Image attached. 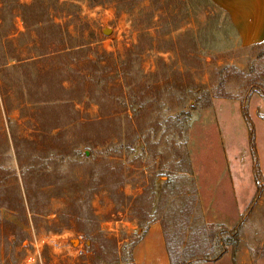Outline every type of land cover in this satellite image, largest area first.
Listing matches in <instances>:
<instances>
[{
	"label": "rangeland",
	"instance_id": "1",
	"mask_svg": "<svg viewBox=\"0 0 264 264\" xmlns=\"http://www.w3.org/2000/svg\"><path fill=\"white\" fill-rule=\"evenodd\" d=\"M32 1L0 0V56L14 57L0 67V264H134L153 223L178 262L258 264L263 121L259 198L237 217L225 203L232 183L255 191L242 107L264 119V42L238 46L211 0H50L56 25L38 33L88 41L108 67L85 81L74 48L35 45L41 16L16 4ZM243 214L221 260L192 258Z\"/></svg>",
	"mask_w": 264,
	"mask_h": 264
},
{
	"label": "trees",
	"instance_id": "2",
	"mask_svg": "<svg viewBox=\"0 0 264 264\" xmlns=\"http://www.w3.org/2000/svg\"><path fill=\"white\" fill-rule=\"evenodd\" d=\"M47 1V0H46ZM45 0H33L30 4H22V3H18L17 4V8H19L20 10H25L26 8L29 7H33L35 6L34 9V13H36V15L41 16L40 19H35L33 21V23H31V26L33 27V30L36 32L37 37H38V41L35 42V45H39V43L41 45L45 44H52L53 42H57L60 43L61 45L63 44V40L60 39L61 37L59 35H57V33L54 32H47V33H38L39 31H41V29H43V24H46V28L45 31H47V29H49L52 25H56L54 23V20L50 18V8H49V2H46ZM90 4H103L106 3L109 0H87ZM55 2H58V0H55ZM62 6L64 4H61ZM75 13V12H74ZM75 18H77L76 13L74 14ZM25 22V20H24ZM45 27V26H44ZM14 27H11L9 30L5 31L2 34V37L5 39L4 41H8L10 39H7L8 36L10 35V33H12ZM50 33H54L56 36L55 39L53 38V36L51 37L52 39L49 38V34ZM152 40L153 38L150 36ZM74 48V50L77 53H80V57L82 60H80L79 62H81V64H83V67H80V72L82 70L85 71L84 74H80L81 78L84 79L85 81L89 80L94 72H97L99 75V77L101 76L99 71H101V74L103 73H107L106 69L108 68L105 65H101V57L97 56L95 54L94 49L91 48L90 43L88 41H85L83 39H80L79 41H77L74 45H71L70 47H64V45L61 46V48H59L57 50V52L60 53H66L68 52L70 49ZM143 50V47L140 48L139 51ZM53 52H55V50L53 51H48L46 49L44 50H40L37 51L36 56L37 57H46L49 56L51 54H53ZM131 52V51H130ZM7 54V52L3 53V55ZM90 55H93L94 58H91ZM96 56V57H95ZM1 56H0V67L5 69H8L9 67L11 68L13 66V64H10V60L14 59V57H8L6 56L5 58H3L1 60ZM90 64H96V68L94 69V71H89V67ZM242 115L245 119V121L248 123L249 128H248V141H249V146H250V150H251V156H252V173H253V178H254V183H255V191L248 203V205L245 208V212H248L251 208V206L253 205V203L255 202L256 199L259 198L260 192L262 190V185H261V181H260V177H261V170H260V166H259V161H258V156H257V151H256V145H255V131H254V125L250 119V116L248 115V111L245 107H242ZM244 218V214L240 217V219L237 221L236 225L233 226L232 228H230L229 230L227 228L222 227V229L220 230L219 233H216L213 236V240H215V243L218 246V250L215 252H209V251H205V252H198V253H193V259H199V260H204V261H215L218 260L219 258H221L226 252H227V246L230 244H233V246H235L236 242H237V235H238V229L240 227V223H242L241 221H243L242 219ZM147 230V227L144 229V232L142 233L140 239L145 235ZM232 233H231V232ZM226 233H230V235H227ZM226 234L225 237H223V235ZM212 240V241H213ZM139 241V240H138ZM137 241V242H138ZM136 242V243H137ZM167 249V248H166ZM167 253H168V257L170 260V264H191L192 259L191 258H187V259H183L181 261L178 262L177 259H175V253L172 252L171 250L167 249Z\"/></svg>",
	"mask_w": 264,
	"mask_h": 264
},
{
	"label": "crops",
	"instance_id": "3",
	"mask_svg": "<svg viewBox=\"0 0 264 264\" xmlns=\"http://www.w3.org/2000/svg\"><path fill=\"white\" fill-rule=\"evenodd\" d=\"M211 1L214 3L216 9L223 12L228 18L234 33L235 43L238 46H248L264 42V0ZM253 111L255 112V110ZM254 112L252 114L251 110L249 116L252 117L254 121L253 125L255 131L257 121L264 122V119L256 117ZM262 169L264 170L263 166ZM229 183L231 184L230 181ZM230 189H232V198L231 201L226 202L225 205L230 206V209H232L231 212L234 210L237 217L239 214V207L242 209L248 204L250 192H244L239 182L232 183V188ZM225 210L228 212L227 209ZM132 259L134 264H170L164 234L158 224H151L145 235L134 245L132 249ZM219 260H221V258H219ZM258 264H264V253L262 257L259 258Z\"/></svg>",
	"mask_w": 264,
	"mask_h": 264
},
{
	"label": "water",
	"instance_id": "4",
	"mask_svg": "<svg viewBox=\"0 0 264 264\" xmlns=\"http://www.w3.org/2000/svg\"><path fill=\"white\" fill-rule=\"evenodd\" d=\"M103 32H104V33H107V30L105 29V30H103Z\"/></svg>",
	"mask_w": 264,
	"mask_h": 264
}]
</instances>
